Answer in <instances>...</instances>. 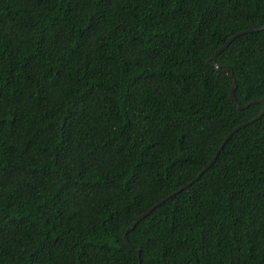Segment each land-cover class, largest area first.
Listing matches in <instances>:
<instances>
[{
  "label": "trees",
  "instance_id": "16d2710c",
  "mask_svg": "<svg viewBox=\"0 0 264 264\" xmlns=\"http://www.w3.org/2000/svg\"><path fill=\"white\" fill-rule=\"evenodd\" d=\"M264 0H0V264H264Z\"/></svg>",
  "mask_w": 264,
  "mask_h": 264
},
{
  "label": "water",
  "instance_id": "95a60500",
  "mask_svg": "<svg viewBox=\"0 0 264 264\" xmlns=\"http://www.w3.org/2000/svg\"><path fill=\"white\" fill-rule=\"evenodd\" d=\"M261 30H264V25L263 26H260V27H257V28H252V29H248V30H244V31H240V32H237L235 33L233 36H231L230 38H228L226 40V42H224L217 50L214 51L212 57H210L209 59H207L206 61V64L213 67L216 71L218 72H221L223 74H225L230 82L232 83V87L230 89V92H229V97L231 98V100L238 106V109H243L245 107L241 106L235 99V96H234V89H235V86H236V83H235V80L233 78V76L230 74L229 72V68L228 67H221L219 65L216 64L215 62V59H216V56L218 54H220L233 40L234 38H236L237 36L239 35H243L245 33H252V32H258V31H261ZM253 103H260L262 104V110L261 112L255 117L253 118L252 120L246 122V123H243L239 126H237L236 128H234L223 140V142L221 143L220 147L218 148L217 152H216V155L210 160V162L201 170V172L194 178L193 181L189 182L188 184L182 186L180 189H178L176 192H173L172 194H170L169 196L163 198L162 200H160V202L154 204L152 207H150L148 210H146L144 213H142L141 215H139L138 217H136V219L133 221V223L131 224V226H129L126 231H125V234L123 236V239H124V242L125 244L130 248V250H133L136 252L138 258H139V251L138 250H134V248L130 245L127 237H126V234L128 233V231L132 230L135 225L140 222L142 219H144L146 216H148L156 207H158L161 203L165 202L169 197H172L174 195H176L177 193H179L180 191L184 190L185 188H187L190 184H192L195 180H197L200 175L205 171L207 170L210 165L212 164V162L214 161V159L216 158V156L219 154V152L222 150L224 144L228 141V139L231 137V135L236 132L238 129L244 127L245 125H247L248 123H251L253 121H256L258 120L260 117H262V115L264 114V100H256V101H253V102H250L248 103V105L250 104H253ZM138 264H140V262L138 261Z\"/></svg>",
  "mask_w": 264,
  "mask_h": 264
}]
</instances>
